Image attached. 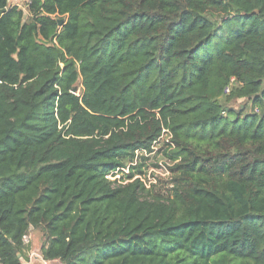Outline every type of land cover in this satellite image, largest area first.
I'll return each mask as SVG.
<instances>
[{
	"label": "trees",
	"instance_id": "1",
	"mask_svg": "<svg viewBox=\"0 0 264 264\" xmlns=\"http://www.w3.org/2000/svg\"><path fill=\"white\" fill-rule=\"evenodd\" d=\"M0 10V264L28 262L31 226L45 262L264 264V0ZM162 128L167 197L141 162L106 178Z\"/></svg>",
	"mask_w": 264,
	"mask_h": 264
},
{
	"label": "rangeland",
	"instance_id": "2",
	"mask_svg": "<svg viewBox=\"0 0 264 264\" xmlns=\"http://www.w3.org/2000/svg\"><path fill=\"white\" fill-rule=\"evenodd\" d=\"M8 1H9V4L16 3L13 0H8ZM19 4L23 10L24 19L25 20L28 19L29 14L27 11V0H23L22 2H19ZM80 83L81 82L79 79L78 82L73 87L74 93L76 95H81L83 92ZM222 102H225L226 106L231 107L234 110H239L240 108H243L244 113H250L252 108H253V106H251V103L248 99H240V100H234V101L226 102V99L223 98ZM163 160H164L163 156L159 153L151 155V156H147V157H145V156H139L138 157V163L141 162L143 164L142 169H143L145 176H146L143 178H144V181L146 183H147V178H150V176L153 174L152 173L151 175L150 174L147 175L148 171H150V168L157 166V163H159V162H162V165H165ZM168 164H169V167L172 166V164H170V163H168ZM157 173L158 174L155 175L157 185L153 186L152 193L161 195L163 197H167L169 195L171 189H172L174 176L171 175V173H170L169 177H163V176H161L162 175L161 172H157ZM42 242H43L42 234H41V231L39 229L38 230H32L29 232V234L27 235V242H26V244L30 247L29 252L27 253V257H28L27 264H43V260L40 256V247L42 245ZM52 264H58V262L54 261V262H52Z\"/></svg>",
	"mask_w": 264,
	"mask_h": 264
},
{
	"label": "built area",
	"instance_id": "3",
	"mask_svg": "<svg viewBox=\"0 0 264 264\" xmlns=\"http://www.w3.org/2000/svg\"><path fill=\"white\" fill-rule=\"evenodd\" d=\"M29 2V0H27ZM233 82V79H231V83ZM231 83L225 87L224 93L228 94L230 92V85ZM175 149V145L172 141V135L170 131L166 128H162L160 135L157 137L156 140H154L151 144L150 147V153H147L146 150L144 149H138L135 151L134 155V160L132 163L128 164L126 167L117 169L116 171L112 172L109 174L106 178L109 179L110 181L114 182L117 181L119 184H126L128 181L131 180H126L123 183H121V178L123 174H128L129 173V167L130 166H135L138 163V157L139 156H151L154 154H161L163 156V161L165 165H162V162L157 163V166L151 167L150 171H148L147 175H152L150 178H147V183L144 181L143 177L145 176V173L143 171L142 174H135L134 177L132 178V181L135 179H138L139 181L142 182L144 187L146 189H151L152 186L157 185V181L155 179V175L158 174L157 172H161L163 177H169L170 176V171H169V161L165 158V155L171 153ZM144 158V157H143ZM171 164V163H170ZM143 170V169H142ZM23 242H27V236L23 237Z\"/></svg>",
	"mask_w": 264,
	"mask_h": 264
},
{
	"label": "crops",
	"instance_id": "4",
	"mask_svg": "<svg viewBox=\"0 0 264 264\" xmlns=\"http://www.w3.org/2000/svg\"><path fill=\"white\" fill-rule=\"evenodd\" d=\"M13 1L16 2V3H11L10 5H17L19 8H21L19 2H22L23 0H13ZM8 3H9V1H8ZM52 262H54V261H51V262H44L43 261V264H52ZM22 264H27V262L26 263L23 262Z\"/></svg>",
	"mask_w": 264,
	"mask_h": 264
},
{
	"label": "water",
	"instance_id": "5",
	"mask_svg": "<svg viewBox=\"0 0 264 264\" xmlns=\"http://www.w3.org/2000/svg\"><path fill=\"white\" fill-rule=\"evenodd\" d=\"M3 13V10H0V14H2ZM58 25L60 26L61 24H62V21L61 20H58ZM72 91L74 92V89H72ZM33 230V228H32V226L30 227V231H32ZM18 257H19V254H18Z\"/></svg>",
	"mask_w": 264,
	"mask_h": 264
}]
</instances>
